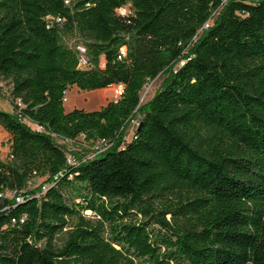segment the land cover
<instances>
[{
    "label": "trees",
    "instance_id": "1",
    "mask_svg": "<svg viewBox=\"0 0 264 264\" xmlns=\"http://www.w3.org/2000/svg\"><path fill=\"white\" fill-rule=\"evenodd\" d=\"M0 75V264H264V0H0ZM119 83L64 107L71 85ZM80 138L101 146L68 150Z\"/></svg>",
    "mask_w": 264,
    "mask_h": 264
},
{
    "label": "rangeland",
    "instance_id": "2",
    "mask_svg": "<svg viewBox=\"0 0 264 264\" xmlns=\"http://www.w3.org/2000/svg\"><path fill=\"white\" fill-rule=\"evenodd\" d=\"M122 13H126L130 11V4H127L123 9H119ZM64 41L69 46L76 48L79 51V54L82 56H86V48L84 45V39L80 36H75L71 34L64 35ZM100 65H105V58L102 55L100 58ZM163 76H158L155 79L149 80L143 87L141 91V103L147 102L152 96L155 94L157 89L160 87ZM11 83L9 80L5 79L0 75V109L4 111H13L12 106V97H11ZM115 86H110L107 89H97V90H81L76 85H71L67 90V100L64 102V107L66 110H72L74 108H84L87 110H93L99 108L104 102L109 100L117 99L114 92ZM32 126L33 124L30 123ZM138 125V118L133 119L129 126L126 128V139L130 140L136 126ZM8 140L9 134L8 132L0 126V158L3 160H7L8 158ZM68 150H80L87 155L95 154V149L101 146V142H84L81 138L76 142H67ZM45 177L38 176L34 180L30 181L28 184V188H35L43 183ZM85 190H83V193ZM65 193L70 201L75 200L78 202L80 200L78 196V192L72 190V188H65ZM10 194V193H9ZM87 217H94V213L85 212ZM75 222V221H74ZM67 236V229L63 230L56 238V244H61Z\"/></svg>",
    "mask_w": 264,
    "mask_h": 264
},
{
    "label": "built area",
    "instance_id": "3",
    "mask_svg": "<svg viewBox=\"0 0 264 264\" xmlns=\"http://www.w3.org/2000/svg\"><path fill=\"white\" fill-rule=\"evenodd\" d=\"M226 0H223V2H225ZM66 3H69V0H65ZM123 9V8H121ZM120 9V10H121ZM121 12V11H120ZM122 13V12H121ZM48 19H51V20H54L55 18L53 16H48ZM57 20H60L59 18H57ZM209 26V21H207L205 24H204V27H208ZM126 54V47H122L120 49V54H119V58H122L123 55ZM80 56V66L82 68H88L90 66V63L88 62V58L86 56H82V55H79ZM115 86V89H114V92H115V96H117V98L121 97L123 92H124V85L122 83H119V84H116L114 85ZM66 95H67V91L65 92V97H64V102L66 101ZM27 121V120H26ZM29 124L32 123L33 124V129L35 130H42L43 129V126L35 123V122H32V121H27ZM10 153H11V142H10V139L8 140V156H10ZM69 161L72 162V158L69 157ZM1 196V194H0ZM17 200H21L20 197H17Z\"/></svg>",
    "mask_w": 264,
    "mask_h": 264
},
{
    "label": "crops",
    "instance_id": "4",
    "mask_svg": "<svg viewBox=\"0 0 264 264\" xmlns=\"http://www.w3.org/2000/svg\"><path fill=\"white\" fill-rule=\"evenodd\" d=\"M108 88H109V87H108ZM104 89H107V88H104ZM109 101H110V100H109ZM107 102H108V101L104 102L101 106L105 105ZM101 106H100V107H101ZM100 107H99V108H100ZM97 109H98V108H97ZM66 111H69V110H66Z\"/></svg>",
    "mask_w": 264,
    "mask_h": 264
},
{
    "label": "bare ground",
    "instance_id": "5",
    "mask_svg": "<svg viewBox=\"0 0 264 264\" xmlns=\"http://www.w3.org/2000/svg\"><path fill=\"white\" fill-rule=\"evenodd\" d=\"M66 100H67V97H66Z\"/></svg>",
    "mask_w": 264,
    "mask_h": 264
}]
</instances>
